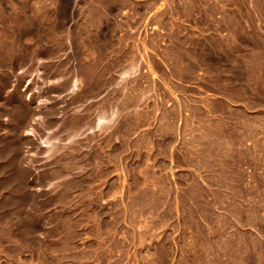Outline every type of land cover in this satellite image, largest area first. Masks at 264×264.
<instances>
[{
    "label": "rangeland",
    "instance_id": "rangeland-1",
    "mask_svg": "<svg viewBox=\"0 0 264 264\" xmlns=\"http://www.w3.org/2000/svg\"><path fill=\"white\" fill-rule=\"evenodd\" d=\"M156 2L0 0V264H264V0Z\"/></svg>",
    "mask_w": 264,
    "mask_h": 264
},
{
    "label": "crops",
    "instance_id": "crops-1",
    "mask_svg": "<svg viewBox=\"0 0 264 264\" xmlns=\"http://www.w3.org/2000/svg\"><path fill=\"white\" fill-rule=\"evenodd\" d=\"M153 12V23L151 24V27H153V42L158 43H169V42H178L182 43L184 41L183 32H172V24L169 20H162L165 16L169 17L166 13H169L171 11L169 4L162 2V0H159V2H156L153 8L150 10ZM156 57L163 59L158 53H156ZM164 61L167 64V67L170 65V61L165 58ZM167 75V73L165 72ZM256 172L260 174L261 176H264V169L259 170H251L247 169L246 172Z\"/></svg>",
    "mask_w": 264,
    "mask_h": 264
},
{
    "label": "bare ground",
    "instance_id": "bare-ground-1",
    "mask_svg": "<svg viewBox=\"0 0 264 264\" xmlns=\"http://www.w3.org/2000/svg\"><path fill=\"white\" fill-rule=\"evenodd\" d=\"M66 1V0H65ZM68 2V1H67ZM73 2V1H72ZM66 7V6H65ZM65 9V8H64ZM64 13V12H63ZM70 13V12H69ZM61 15V14H60ZM68 16V15H67ZM63 19V18H62ZM62 21V20H61ZM32 56V55H31ZM75 71V70H74ZM55 72V71H54ZM80 75V74H79ZM70 76V75H69ZM69 78V77H68ZM69 85H68V91L72 92V93H76L79 88H80V84L82 82V78L80 76H78L77 74H74L71 78V80L69 81ZM65 84V83H64ZM67 88V87H66ZM91 91V90H90ZM95 91V90H94ZM93 92V91H92ZM27 99H30V97H27ZM27 121V120H26ZM106 122V117L103 115H99V117L96 119V123L95 125L98 126H102V124H104ZM74 126V124H73ZM58 129V128H57ZM74 129V128H73ZM32 128H29L28 131H31ZM55 132V131H54ZM54 132H46L44 137L42 138V142L44 145H49L51 140L50 138H54L55 134ZM52 133L54 134L52 136ZM76 135V134H75ZM57 140V139H56ZM54 145V143L52 144ZM57 146V145H56ZM53 146L49 147V151L52 150ZM11 154V153H10Z\"/></svg>",
    "mask_w": 264,
    "mask_h": 264
}]
</instances>
